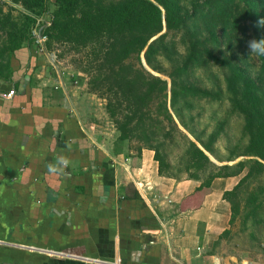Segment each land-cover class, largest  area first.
Instances as JSON below:
<instances>
[{
	"label": "rangeland",
	"instance_id": "374dc122",
	"mask_svg": "<svg viewBox=\"0 0 264 264\" xmlns=\"http://www.w3.org/2000/svg\"><path fill=\"white\" fill-rule=\"evenodd\" d=\"M122 1L77 0L64 9L57 0H0V80H12V47L30 45L43 62L31 81L64 90L90 124L113 137L115 148L133 156L152 148L162 174L176 179L237 176L224 195L230 205L225 228L206 252L221 264H264V159L257 153L264 151V71L261 56L247 46L263 38L264 27L254 25V14L242 17L251 26L230 39L236 12L217 18L214 11L225 0H147L161 11V30L139 49L129 42L133 35L105 29L109 9ZM165 5L178 9L181 27L166 29ZM54 21L69 34L52 28ZM162 34L152 48L167 52L154 55L152 68L145 51ZM169 74L177 81L173 90ZM151 76L165 80L166 89L154 91ZM114 119L125 123L126 138Z\"/></svg>",
	"mask_w": 264,
	"mask_h": 264
},
{
	"label": "crops",
	"instance_id": "0c3cea01",
	"mask_svg": "<svg viewBox=\"0 0 264 264\" xmlns=\"http://www.w3.org/2000/svg\"><path fill=\"white\" fill-rule=\"evenodd\" d=\"M44 84L0 80V246L9 248L0 264H221L206 250L238 177L213 178L199 206L184 201L202 179L159 174L151 149L115 148L64 90ZM61 155L70 166L50 174Z\"/></svg>",
	"mask_w": 264,
	"mask_h": 264
},
{
	"label": "trees",
	"instance_id": "16d2710c",
	"mask_svg": "<svg viewBox=\"0 0 264 264\" xmlns=\"http://www.w3.org/2000/svg\"><path fill=\"white\" fill-rule=\"evenodd\" d=\"M242 0L234 1V0H225L219 1L215 0L217 3L214 6L215 15L217 18H224L229 13L233 11L236 12V18L232 22L230 30L228 32V36L230 39H238L240 32L245 33L247 29L251 26L250 24L241 23L240 19L242 17H246L248 15H253V21L255 20V24L257 26V21L259 18H264V0ZM58 5L64 9H69L75 5L77 0H57ZM123 3H119L116 9L110 8L107 14V24L109 27L105 26V29L108 31L109 28L117 29L119 34L124 35H133L132 40L129 42H133L139 45V49H143L146 45L147 41L150 39V35L152 33H158L161 30V11L158 7L152 5L147 0H123ZM113 4V3H111ZM165 25L167 30L179 28L183 25L184 21L181 20L178 16L179 11L176 8L168 7L165 5ZM259 9L262 11L258 12ZM259 17V18H257ZM255 18V19H254ZM63 23L59 21H54L52 23V28H61L64 30L66 34H69L66 27L62 25ZM132 29H136L137 33H132ZM143 35H147L143 37ZM164 34L159 35L158 37L151 40L148 44V47L145 51V59L148 65L152 68H156L153 63L154 55L160 53L167 52V49L164 47L153 49V44L155 42H160ZM117 38V37H116ZM264 38V36H263ZM263 62V71H264V56H261ZM42 60L37 59L36 51L30 45L26 46H13L10 53L9 58V67L14 80H19L21 76H28L31 78L34 70L42 65ZM171 79V89L173 90L177 86V81L175 80L174 74H169ZM151 87L152 89H156L157 91H161L166 89V81L161 79L158 76H151ZM233 87V85H231ZM155 91V90H154ZM188 94V90L185 89L183 91L182 97H185ZM171 105L174 106V101H171ZM110 115L114 117V110H109ZM115 126L119 131V137L124 139L127 137V128L124 122L119 121L118 119H114ZM194 151H196L205 161L210 162L208 156L204 153L202 149H199L194 144ZM152 149V148H149ZM206 149L207 146H206ZM258 156L264 159V151H258ZM154 160L158 163V172L162 174V161L155 154L153 156ZM193 177V176H192ZM196 178V177H194ZM243 178V177H242ZM242 178L240 180H242ZM238 184V183H237ZM236 186V184L234 185ZM211 191L210 182L201 183L199 187H197L193 193L186 196L183 200L198 198L195 206H199L202 197ZM230 191V190H229ZM228 192V191H226ZM225 192V193H226ZM224 193V195H225ZM225 198V197H224ZM9 248L0 246V260L9 259L7 253ZM21 251V249L19 250Z\"/></svg>",
	"mask_w": 264,
	"mask_h": 264
},
{
	"label": "clouds",
	"instance_id": "9594fccd",
	"mask_svg": "<svg viewBox=\"0 0 264 264\" xmlns=\"http://www.w3.org/2000/svg\"><path fill=\"white\" fill-rule=\"evenodd\" d=\"M257 27H264V19L257 21ZM248 50L250 55L264 56V38L261 39H251L248 41ZM71 164V161L68 157L61 155L59 156L54 163H48L46 165L47 171L52 175H61L64 173V170L68 168Z\"/></svg>",
	"mask_w": 264,
	"mask_h": 264
},
{
	"label": "built area",
	"instance_id": "2783aa9c",
	"mask_svg": "<svg viewBox=\"0 0 264 264\" xmlns=\"http://www.w3.org/2000/svg\"><path fill=\"white\" fill-rule=\"evenodd\" d=\"M40 40H41V38L39 37L38 38V41H40ZM13 92H14V90L13 89H10L9 91H7L5 94H2V95H4V96H11L13 94ZM222 264H232V263L227 262V263H222Z\"/></svg>",
	"mask_w": 264,
	"mask_h": 264
},
{
	"label": "water",
	"instance_id": "95a60500",
	"mask_svg": "<svg viewBox=\"0 0 264 264\" xmlns=\"http://www.w3.org/2000/svg\"><path fill=\"white\" fill-rule=\"evenodd\" d=\"M142 62H143L144 65H146V64H145V61H144V58H142Z\"/></svg>",
	"mask_w": 264,
	"mask_h": 264
}]
</instances>
